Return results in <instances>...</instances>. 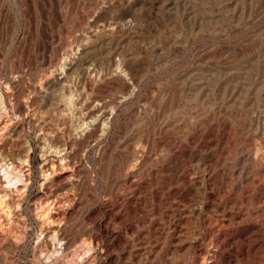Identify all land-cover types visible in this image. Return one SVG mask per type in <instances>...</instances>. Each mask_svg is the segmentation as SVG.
Returning <instances> with one entry per match:
<instances>
[{
	"label": "rangeland",
	"instance_id": "374dc122",
	"mask_svg": "<svg viewBox=\"0 0 264 264\" xmlns=\"http://www.w3.org/2000/svg\"><path fill=\"white\" fill-rule=\"evenodd\" d=\"M0 148V264H264V0H0Z\"/></svg>",
	"mask_w": 264,
	"mask_h": 264
},
{
	"label": "bare ground",
	"instance_id": "6f19581e",
	"mask_svg": "<svg viewBox=\"0 0 264 264\" xmlns=\"http://www.w3.org/2000/svg\"><path fill=\"white\" fill-rule=\"evenodd\" d=\"M64 67V66H63ZM64 70V69H63ZM50 86V85H49ZM48 86V88H49ZM9 90V89H8ZM68 101V105H71V96L69 95L66 99ZM48 135V134H47ZM48 138V137H46ZM45 138V139H46ZM42 140V139H41ZM49 144V143H48ZM50 146V145H49ZM50 148V147H49ZM1 149V148H0ZM1 151V150H0ZM58 152V150H52V152ZM2 153V151H1ZM2 157V156H1ZM5 157V156H4ZM64 159V158H63ZM20 162L18 163V165H15L12 164L11 162L10 163H7V162H3V163H0V168L2 169V177L3 179H0V213H1V217H0V227L3 226L5 227V225L11 220L12 218V215L14 213H12V210H11V207L8 203V201H10V194L13 193V192H19L20 190V184H21V177H20V173H21V166L19 164L22 165V163H24L26 161V159H20ZM62 161V160H61ZM64 161H62L63 163ZM54 163V162H53ZM60 163V162H59ZM61 164V163H60ZM55 164H52L51 163V166L47 167V170H54V167L57 166ZM67 165V164H66ZM23 167V166H22ZM56 168V167H55ZM23 169V168H22ZM1 177V176H0ZM20 186V187H19ZM18 208V206H17ZM43 210V209H42ZM43 215H48V213L50 214V212L46 209H44L43 211ZM44 216V218H46ZM48 217V216H47ZM13 219V218H12ZM51 219V218H50ZM49 219V220H50ZM7 221L6 224L3 223V221ZM14 220V219H13ZM12 221V220H11ZM9 224V223H8ZM7 226V225H6ZM8 226H11V225H8ZM3 229V228H1ZM56 231L53 230L52 231V234L50 236V238L46 239V241L48 242V251H50L51 253L49 254V256H47L46 258V263H49L51 261V259H53V256H55L57 253L56 251H54V249L57 250V248H60V247H57V244L58 242V239L56 238ZM42 236V235H41ZM40 236H38V242L40 241L41 242V239L39 238ZM45 237V236H44ZM89 243V242H88ZM62 245V244H61ZM55 258V257H54ZM86 259V258H85ZM56 260V259H54ZM84 260V258L82 259V261ZM81 261V264H90V261L89 259H86L85 261L82 262Z\"/></svg>",
	"mask_w": 264,
	"mask_h": 264
}]
</instances>
